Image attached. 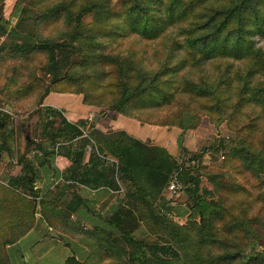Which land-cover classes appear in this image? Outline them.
<instances>
[{"label":"trees","instance_id":"trees-1","mask_svg":"<svg viewBox=\"0 0 264 264\" xmlns=\"http://www.w3.org/2000/svg\"><path fill=\"white\" fill-rule=\"evenodd\" d=\"M15 1L11 16L24 5L37 13L31 26L33 42H4L0 60L31 61L38 55L44 56L43 70L51 81L42 95L38 93L35 97L38 108L44 105L42 101L50 92H55L82 93L87 105L106 104L111 111L143 123L180 128L193 127L196 103L217 117L235 118L247 105L255 106L264 116V48L253 40L255 35H264V0H165L163 14L156 6L160 0ZM24 21L14 26L10 18L0 15V36L23 37L19 27L22 31L24 28L19 23ZM51 23H61L65 30L57 36L45 34L44 29ZM174 24L179 25L182 42L170 41L166 61L154 72L143 66L132 52L113 53L104 42L131 33L153 40ZM181 43L186 46L185 55L171 62ZM76 56L83 70L78 77L70 73ZM214 58L231 59L242 66L232 70L233 61L225 62L224 68L217 65L219 75L210 81L176 76L182 67L197 68L204 59ZM93 74L97 76L96 82ZM88 77L93 82L90 87ZM104 78H107L105 83ZM74 79L80 80L76 88L71 81ZM95 87L99 94H94ZM36 89V84L1 89L0 109L8 112L0 110V157H15L21 174L6 184L0 183V264H17L15 257L19 264L24 262V252L37 242L31 244L27 239L32 229L39 231L35 226L38 214L50 229L56 228L58 218H68L71 214L83 217L87 203L81 194H75L65 208L57 205L56 194L77 187L105 193L118 190L120 181L129 185L126 204L118 205L107 215L96 212L100 214L101 221L97 223L100 232L105 236L116 234L107 246L114 245L118 254L107 264H185L186 260L189 264H264V251L242 254L251 237L258 235V228L250 223L255 216L254 201L237 200L236 195H231L244 191L236 181L225 182L209 173L219 200L199 198L191 213L197 214L200 222L191 221L192 227L184 228L168 216L172 207L161 198V191L168 183L175 180L176 190L180 189L179 184L192 190L198 189L200 180L199 174L193 172L196 170L193 165L180 164L165 147L148 144L122 129L109 136L95 131L85 134L80 125L66 120L60 110L45 106L42 132L45 141L35 144L26 140L25 154L17 157L14 139L7 138L12 132L8 128L12 114L4 105L18 108V101L34 96ZM105 94L109 95L108 101ZM179 102L185 104L186 108L182 109L188 110L187 124L181 120L182 111L171 112L166 108ZM164 107L166 114L159 117L158 110ZM51 116L59 117L58 121ZM224 142L219 139L217 146L211 148L217 150ZM245 146L235 149L234 154L240 157L244 171L257 177L264 173V141L262 149L249 142ZM201 154L197 152L193 158ZM56 157L65 160L62 170L54 163ZM157 198L158 203L153 204L152 200ZM232 208H237V212ZM137 218L146 221L154 218V223L159 222L163 232L157 230V233L166 236L164 244L136 239L127 225ZM149 231L155 230L151 227ZM60 238L70 253L57 264H92L89 253L76 241L66 236ZM16 242L19 249L14 247ZM120 252L127 260L116 261L122 258Z\"/></svg>","mask_w":264,"mask_h":264},{"label":"rangeland","instance_id":"rangeland-1","mask_svg":"<svg viewBox=\"0 0 264 264\" xmlns=\"http://www.w3.org/2000/svg\"><path fill=\"white\" fill-rule=\"evenodd\" d=\"M164 1L160 0L156 4L162 14ZM15 2V0H3L0 2V14L5 18H10L11 24L14 26H18V22L22 20L27 21V25L30 24L28 26L29 31L25 34L22 33V36L26 43H32L31 26L34 21L33 16H36L37 13L34 9L24 5L20 7V10H18L15 16H11ZM22 9L31 10L33 12L32 17L30 13L22 11ZM178 26V24L170 26L161 36L153 40H146L135 33H131L125 38L108 39L104 42H107L109 50L113 53H133L141 61L143 66L148 68L150 72H154L162 62L166 61L168 44L170 45L174 39L182 42ZM19 30L22 32L21 28ZM44 30L43 32L47 35L57 36L65 30V27L61 23H51ZM253 40L255 45L264 48V35H255L253 36ZM4 42H9L7 36H0V48H2ZM180 46L178 51H174V57L171 59V62L185 55V44L181 43ZM79 60L80 58L76 56V63L70 69V73L74 77H78L83 71L79 65ZM231 61L233 60L227 58L204 59L197 68L191 66L182 67L176 76L188 75L196 81L200 79L210 81L219 75V71L216 69L217 65H219V68L220 66L224 68L225 62ZM16 62L12 60H0V103L3 102L1 98L2 88L12 87L14 90L24 84L37 85V89L35 90L36 94L21 98L18 101L19 105L17 104L18 108L4 105L12 114L10 115L11 122L8 124V128L12 132L7 135V138L14 139L17 157L26 152L27 146H24L22 143L25 136L33 139L35 144L45 141L42 138L43 120L46 118L45 106L58 108L66 120L80 125L85 134H90L95 131L98 134L109 136L113 132L121 130L123 120L130 118L117 111H111L105 106L106 104L98 106L85 104L82 93H54L46 100L43 99L44 107L40 106L38 108L37 104H35V97H38V93L41 96L44 87L46 85L48 86L51 81L50 77L43 70L46 59L44 56L38 55L31 61L18 58ZM232 63V70L235 67L242 66L238 61H233ZM88 78L87 83L90 87L93 82L91 83L90 77ZM92 79L96 82L97 76L93 74ZM71 81L76 88L80 80L74 79ZM102 82H107V78H104ZM40 86H42L41 89ZM95 90L94 94L100 93L97 87H95ZM104 97L108 101L107 98H109V95L105 94ZM193 105L197 108V113H195L197 117L193 119V127L180 128L175 125L147 123L151 125L152 137H148L144 142L165 147L169 153L178 158L180 164L184 166H189V164L191 166L193 165L196 168L193 172L199 174L200 183L198 189H186L183 184H179V190H170V183H168V186L161 191V198H163L167 205L172 207L171 213H168V216L184 228L192 227L190 224L191 221L200 222L199 216L191 213L192 206L198 203L199 198L200 200L204 197L209 198L214 202L219 200L218 194L214 191V185L208 176L209 173L212 176L215 174L218 177L217 179L224 180L225 182L236 181L244 188V191L239 190L237 193L235 192L231 195H236L237 200L245 199L244 201H254L253 211H255V216L250 223L258 228V235L251 237L246 251L242 254L245 255L251 251L262 252L264 251V173L261 172L258 174L259 177H255L251 175L250 171H244L245 169L242 166L240 157L234 154V152L239 147H246L245 145L248 142L249 144H253L257 149L263 148L264 116L260 115L258 109L252 105L245 106L242 114H238L237 117L231 119L226 118L225 115H220L219 117L216 114L209 115L197 103ZM166 108L171 112L182 111L184 114L181 120L186 124L189 122L190 119L186 116L188 110L182 109L186 108L184 103H175L171 106H166ZM166 108L164 107L158 110L159 117H163L166 114ZM102 111L104 113H101ZM94 116H98V119L93 120ZM52 118L55 122L59 119L57 116H53ZM134 120L141 124L143 123L137 119ZM155 129L161 130L165 134L160 136L155 132ZM219 139L225 140L223 146L218 147L217 150L212 149L211 146L216 145ZM197 152H202V154L195 159L193 156ZM88 154L89 150L86 152L85 158H87ZM109 159L111 160V158ZM119 185L118 190H111L99 194L88 190L83 191L79 187L74 189V191H65L61 195L56 194V202L60 208H65L74 198L75 194H81L87 203V206L83 208V217L77 214H71L68 218H58L56 228H47L42 234V240L39 242H36L39 239V234L32 229V233L29 235L27 242H31V244L36 243L27 252H24L25 256L22 258V261H24L22 264H57L62 262L65 256L69 255L70 250L62 246L63 241L60 238L61 236H66L82 246L89 253V262L92 264H107L115 259L118 254L116 247L114 245H107L109 242H112L111 239L116 234L105 236L104 233L100 232V226L97 223L101 221L100 214H110L118 205L126 204L125 194L129 190V185L122 181L119 182ZM158 199H154L155 201L152 200V203L155 204L156 201L158 203ZM231 202L232 198L229 199L228 205H231ZM232 209L234 213L237 212V208ZM96 212H100V214L97 215ZM145 219L141 220L137 218L136 221L128 225L127 223L125 224L132 231V235L136 239H142L150 243L159 242L160 245H163L166 236L157 233V230L163 232V227L159 222L154 223V218L148 221ZM45 226L46 224L43 221L42 227L44 228ZM151 227L155 231L150 232ZM42 230L40 227L39 232ZM260 233H263V235H260ZM192 234L193 232L190 235ZM119 254L122 258L116 259V261L127 260V257H123L121 252ZM16 258L14 261L19 264ZM185 264H189V260H186Z\"/></svg>","mask_w":264,"mask_h":264},{"label":"crops","instance_id":"crops-1","mask_svg":"<svg viewBox=\"0 0 264 264\" xmlns=\"http://www.w3.org/2000/svg\"><path fill=\"white\" fill-rule=\"evenodd\" d=\"M22 11H27L28 13L31 14V17L33 15V12L31 10H26V9H22ZM1 15V14H0ZM33 18H35V16H33ZM18 20V19H17ZM22 22V21H21ZM20 26H23L24 30L22 31L23 33L27 32V29H29V25L27 21H24V23H19ZM20 29V27H19ZM20 31V30H19ZM7 40L8 41H14V42H24L23 37H21L20 34L18 35H14V36H7ZM55 92H50L45 98L44 100H46L47 98H49V96L53 95ZM46 105V104H45ZM53 107V106H52ZM58 109V108H56ZM122 120V118H121ZM69 121V120H68ZM123 125L122 128L123 130H125L127 133H129L130 135H133L134 137L144 141L146 140L148 137H152L151 132H152V128L151 125L147 124V123H139L136 120H134L133 118H129L128 120H123ZM71 122V121H70ZM160 136H163L165 133H163V131L161 130H157L155 129ZM55 165L62 170L63 169V165L65 164V160L61 157H56L55 160ZM21 168L20 165L17 164V160L15 157L11 158L9 156H1L0 157V183L2 184H6L8 182V180H12V178H14L15 176L21 174L20 172ZM38 186H40V182L38 183ZM39 216H37V222L35 224V226L40 227L43 229L41 232L37 231L39 234V239L37 242L41 241L43 238V232L47 230V227L45 226L44 228L42 227V222L41 219L38 218ZM33 231L36 232V229H33ZM32 233L29 232L28 236Z\"/></svg>","mask_w":264,"mask_h":264},{"label":"water","instance_id":"water-1","mask_svg":"<svg viewBox=\"0 0 264 264\" xmlns=\"http://www.w3.org/2000/svg\"><path fill=\"white\" fill-rule=\"evenodd\" d=\"M97 119H98V116H94L93 120H97ZM26 140L29 141V140H33V139H30L28 136H25V137H24V140H23V142H22L24 146H26V143H25ZM34 140H35V139H34ZM14 247H15L16 249H19V248H20V246H19L18 243H15V244H14Z\"/></svg>","mask_w":264,"mask_h":264},{"label":"built area","instance_id":"built-area-1","mask_svg":"<svg viewBox=\"0 0 264 264\" xmlns=\"http://www.w3.org/2000/svg\"><path fill=\"white\" fill-rule=\"evenodd\" d=\"M0 110L8 112L7 109H0ZM177 186H178V183L175 180H172V182H170L169 188L170 190H175Z\"/></svg>","mask_w":264,"mask_h":264}]
</instances>
